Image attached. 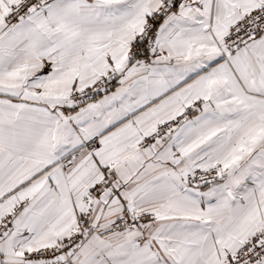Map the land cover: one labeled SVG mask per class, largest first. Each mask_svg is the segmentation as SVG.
<instances>
[{
	"label": "snow or ice",
	"instance_id": "snow-or-ice-1",
	"mask_svg": "<svg viewBox=\"0 0 264 264\" xmlns=\"http://www.w3.org/2000/svg\"><path fill=\"white\" fill-rule=\"evenodd\" d=\"M0 264H264V0H0Z\"/></svg>",
	"mask_w": 264,
	"mask_h": 264
}]
</instances>
